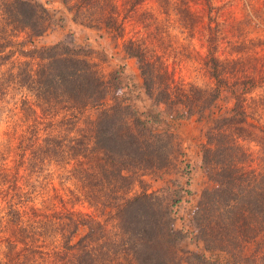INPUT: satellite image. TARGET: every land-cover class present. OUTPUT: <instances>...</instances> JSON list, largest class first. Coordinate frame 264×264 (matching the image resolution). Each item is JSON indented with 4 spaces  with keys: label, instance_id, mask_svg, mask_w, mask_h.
<instances>
[{
    "label": "trees",
    "instance_id": "trees-1",
    "mask_svg": "<svg viewBox=\"0 0 264 264\" xmlns=\"http://www.w3.org/2000/svg\"><path fill=\"white\" fill-rule=\"evenodd\" d=\"M61 1L78 22L85 6ZM208 9L214 26L205 65L213 84L192 96L193 89L171 86L131 41L123 50L138 62L141 87L125 83L117 70L103 77L92 53L61 39L40 42L64 15L55 18L39 0H0V100L15 99L33 114L12 165H0L1 192L9 199L2 238L8 254L0 264H264V172L244 168L248 155L232 131L247 122L245 96L257 83L234 76L215 55L217 20ZM102 24L117 31L113 18ZM164 114L195 115L204 126L199 169L212 187L202 185L190 205L191 230L175 226V206L191 190L178 182L167 198L150 189L175 170L187 174ZM52 168L79 184L90 212L39 211L42 203L31 194ZM186 239L199 251L183 249Z\"/></svg>",
    "mask_w": 264,
    "mask_h": 264
},
{
    "label": "rangeland",
    "instance_id": "rangeland-1",
    "mask_svg": "<svg viewBox=\"0 0 264 264\" xmlns=\"http://www.w3.org/2000/svg\"><path fill=\"white\" fill-rule=\"evenodd\" d=\"M39 1L55 18L66 17L60 26L53 27L40 39L41 43L52 44L60 39L71 43L81 53H92L91 62L103 77H109L117 70L125 83H136L141 87L138 62L123 50V44L131 41L158 70L167 73L171 86L193 89L192 96L197 89L213 84L205 65L209 26H214L209 21L210 4L217 20L215 55L234 76L254 77L257 83L256 88L245 96L243 105L249 114L247 122L236 125L232 131L239 135V143L248 155L244 168L264 172V0H70V3L85 6L86 12L78 17V22L73 20L72 14L67 12V4L61 0ZM108 18H113L117 24L114 34L108 33L102 24ZM115 33H119V37H112ZM7 98L0 100V165L5 160L11 166L15 146L31 124L33 114L23 112L18 101ZM164 119L167 124L164 127L174 132L183 152L179 169L186 170L187 174L181 178L175 170L165 175L163 181H151L150 189L160 188L167 198L178 182L190 189V195L182 194L185 201L175 206L178 217L175 226L191 230L190 205L204 187L202 185L212 187L199 169V150L205 141L204 126L195 115L174 120L164 114ZM23 173L20 171L18 175ZM67 176L64 170L52 168L39 179L41 184L31 196L42 203L38 204L41 213L91 211L79 184ZM19 180L22 182L21 177ZM1 189L0 186V259H3L8 254H4L2 238L8 234L3 218L9 199L3 197ZM26 205L23 204L28 208ZM181 247L199 251L200 245L186 239L181 242ZM9 262L11 264L12 260Z\"/></svg>",
    "mask_w": 264,
    "mask_h": 264
}]
</instances>
